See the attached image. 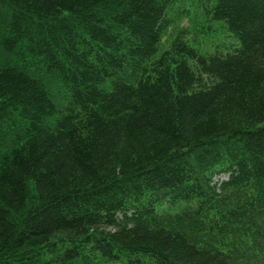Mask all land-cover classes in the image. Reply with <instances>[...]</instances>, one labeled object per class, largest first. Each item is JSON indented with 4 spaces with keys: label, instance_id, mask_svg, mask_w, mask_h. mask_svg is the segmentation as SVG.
<instances>
[{
    "label": "trees",
    "instance_id": "obj_1",
    "mask_svg": "<svg viewBox=\"0 0 264 264\" xmlns=\"http://www.w3.org/2000/svg\"><path fill=\"white\" fill-rule=\"evenodd\" d=\"M181 5L0 0V264H264V0Z\"/></svg>",
    "mask_w": 264,
    "mask_h": 264
},
{
    "label": "rangeland",
    "instance_id": "obj_2",
    "mask_svg": "<svg viewBox=\"0 0 264 264\" xmlns=\"http://www.w3.org/2000/svg\"><path fill=\"white\" fill-rule=\"evenodd\" d=\"M204 0H181V3H183L182 8H179V10H186L187 6L191 11H198L201 10L200 7L203 5ZM185 7V8H184ZM175 7V9H177ZM192 13L188 15H183L179 21H176L178 24L175 26V30H172L173 33H170L169 35H173L178 27L180 28H187L190 32L193 31V23L195 20L193 19ZM189 16V17H187ZM198 21V19H197ZM206 32H196L193 34V36H190L189 43L194 46L195 48L199 49L203 53H213L216 49H219L220 47H226L228 46V40L225 38V34L223 33V30L219 28L218 26H213L212 29L205 28ZM190 35V33L188 34ZM164 47L166 44V38L163 40ZM224 177H221L220 179H223Z\"/></svg>",
    "mask_w": 264,
    "mask_h": 264
}]
</instances>
